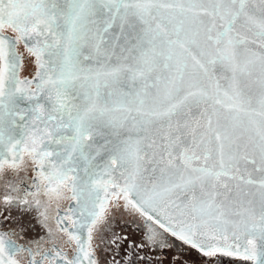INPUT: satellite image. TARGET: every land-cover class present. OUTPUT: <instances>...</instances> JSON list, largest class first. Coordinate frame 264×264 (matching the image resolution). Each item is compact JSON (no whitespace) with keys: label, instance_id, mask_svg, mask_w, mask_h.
Instances as JSON below:
<instances>
[{"label":"snow or ice","instance_id":"obj_1","mask_svg":"<svg viewBox=\"0 0 264 264\" xmlns=\"http://www.w3.org/2000/svg\"><path fill=\"white\" fill-rule=\"evenodd\" d=\"M193 253L264 264V0H0V264Z\"/></svg>","mask_w":264,"mask_h":264},{"label":"rangeland","instance_id":"obj_2","mask_svg":"<svg viewBox=\"0 0 264 264\" xmlns=\"http://www.w3.org/2000/svg\"><path fill=\"white\" fill-rule=\"evenodd\" d=\"M114 230L117 232L126 233L132 240H139L140 237L143 235L142 221L137 220L136 222H133L132 218H130L128 215L120 216L119 214H117ZM171 254L172 253L169 252V255ZM188 259L190 261V264H203V261H201L195 255V253L189 256Z\"/></svg>","mask_w":264,"mask_h":264},{"label":"flooded vegetation","instance_id":"obj_3","mask_svg":"<svg viewBox=\"0 0 264 264\" xmlns=\"http://www.w3.org/2000/svg\"><path fill=\"white\" fill-rule=\"evenodd\" d=\"M129 217L132 218V220L135 221V222H136L137 220L139 221L138 218H134V217H131V216H129Z\"/></svg>","mask_w":264,"mask_h":264},{"label":"trees","instance_id":"obj_4","mask_svg":"<svg viewBox=\"0 0 264 264\" xmlns=\"http://www.w3.org/2000/svg\"><path fill=\"white\" fill-rule=\"evenodd\" d=\"M238 264V263H237Z\"/></svg>","mask_w":264,"mask_h":264}]
</instances>
